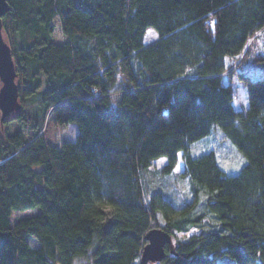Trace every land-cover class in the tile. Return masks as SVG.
<instances>
[{
    "label": "trees",
    "instance_id": "trees-1",
    "mask_svg": "<svg viewBox=\"0 0 264 264\" xmlns=\"http://www.w3.org/2000/svg\"><path fill=\"white\" fill-rule=\"evenodd\" d=\"M8 2L13 122L32 141L0 130V264H139L153 228L199 231L158 264H264V77L236 74L244 112L224 81L264 35V0ZM150 29L157 39L145 44ZM254 61L264 68V55ZM50 122L76 124V139L39 137ZM214 129L243 157L235 175L215 151L192 154ZM36 210L12 224L13 212Z\"/></svg>",
    "mask_w": 264,
    "mask_h": 264
},
{
    "label": "rangeland",
    "instance_id": "rangeland-1",
    "mask_svg": "<svg viewBox=\"0 0 264 264\" xmlns=\"http://www.w3.org/2000/svg\"><path fill=\"white\" fill-rule=\"evenodd\" d=\"M54 24H55L54 40L58 44H63L66 41V39L59 28V20L57 18H55ZM3 37L5 42L10 46L11 45L10 41L7 35L5 34V32H3ZM156 39H157V34L152 29H150L147 31V34L145 36V44H151ZM250 44H251V51L249 53L250 55L244 58V61L245 60L246 61L245 62L243 61L244 63H242L241 60L242 57H239L233 60L232 62H230L224 78L225 83L231 85L234 90V108L236 111L239 112L246 111L249 107V103L247 96V88L237 79L236 74L240 70H244V71H250L253 74L254 78L264 77V68L255 66L254 64L255 62L254 60L256 56L264 55V35H261L260 33L256 34L250 40L248 45ZM1 87H2V83L0 81V89ZM25 103L28 105V102ZM28 109L27 110L30 112L29 106ZM21 111L22 108L18 112L14 113L10 118L5 120L3 123H1L0 121V130L4 133L6 131V127L4 123H8L6 125L9 127L8 129L10 134H15L20 132L23 133L28 140L32 141L31 135L28 133L27 129H25L21 125L18 126L15 122H13V120L21 113ZM0 119H1V112H0ZM49 119H50V115L47 116V120ZM78 132H79L78 127L76 124L57 126L53 124V122H50L45 126L43 133L40 134L39 137L43 135L46 141L50 143L60 144L63 141H74L78 135ZM210 151H215L218 154L221 164L228 174L231 175L237 174L244 163L243 157L241 156L239 151L235 148V146H233L228 140H226L223 137V134L218 129H214L212 135L209 138H205L204 140L197 142L192 146V154L194 156H201ZM165 163L166 160L164 158L155 162L153 167L154 172H157ZM182 171H183V163L180 162V164L176 168V173L179 174ZM159 185H160L159 182L155 183L156 187H159ZM178 185H181V183L177 184L175 188L179 189L180 187ZM37 212L38 210L28 211V212H13L11 222L12 224H15L19 219L28 218ZM198 234L199 231L192 230L191 232L186 234L175 235L173 240L186 241L191 236ZM29 242L32 248L38 246V243L32 238H29ZM75 264H92L91 256L80 258L76 260ZM216 264H235V262L227 256H222L217 258Z\"/></svg>",
    "mask_w": 264,
    "mask_h": 264
},
{
    "label": "water",
    "instance_id": "water-1",
    "mask_svg": "<svg viewBox=\"0 0 264 264\" xmlns=\"http://www.w3.org/2000/svg\"><path fill=\"white\" fill-rule=\"evenodd\" d=\"M8 0H0V112L1 123L21 109L18 75L11 47L3 37V18L10 12ZM145 245L139 264L161 263L166 257V247L174 253L172 236L157 228L151 229L145 237Z\"/></svg>",
    "mask_w": 264,
    "mask_h": 264
}]
</instances>
